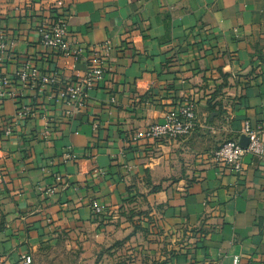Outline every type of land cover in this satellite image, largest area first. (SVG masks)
I'll list each match as a JSON object with an SVG mask.
<instances>
[{"label": "crops", "instance_id": "obj_1", "mask_svg": "<svg viewBox=\"0 0 264 264\" xmlns=\"http://www.w3.org/2000/svg\"><path fill=\"white\" fill-rule=\"evenodd\" d=\"M44 17L65 19L77 55L40 44ZM0 36V89L16 87L0 99L3 260L65 248L93 264H264V161L212 158L245 120L264 140V0H0ZM97 57L107 69L82 108L50 97ZM26 61L59 85L18 86ZM185 103L187 136L130 140Z\"/></svg>", "mask_w": 264, "mask_h": 264}, {"label": "built area", "instance_id": "obj_2", "mask_svg": "<svg viewBox=\"0 0 264 264\" xmlns=\"http://www.w3.org/2000/svg\"><path fill=\"white\" fill-rule=\"evenodd\" d=\"M37 32L39 34L40 44L50 50L60 52L64 57L77 55L79 51L73 49L68 39L67 23L64 18H46L44 17L36 24ZM6 48L5 43L0 36V51ZM103 53L109 50L108 42H104L99 46ZM107 69V65L101 57L93 60V63L87 68L84 75L74 83L59 86L55 93L50 94L51 98L55 100L64 101L66 104L72 105L76 109L84 106L83 92L94 86L95 82L103 76ZM16 79L18 86L27 88L31 82L40 84L41 87L58 84V77L56 72L45 74L41 72L35 64L30 61L23 63L17 70ZM3 84L9 83V80H2ZM16 94V87L12 89H0V99L11 97L14 98ZM30 106L27 102L21 103L13 116V120L4 129V135L9 136L12 129L19 124L24 118L31 114ZM195 113L191 103L183 104L177 112H169L163 116L160 121L148 125L144 130H139L130 136L131 141L140 139L159 140L167 139L173 140L181 136H187L194 126ZM240 131L242 135L247 137L248 142L246 146L239 144L237 140H226L222 142L213 152V161L220 162L227 165L234 172H239L242 166L243 157L247 154L252 155L264 161V140L261 138V132L253 128L248 121H243ZM50 128L47 123L41 132V136L47 140L50 137ZM67 156H69L67 154ZM126 167V166H125ZM130 169L129 166L126 167ZM55 184L62 182L60 175L55 176ZM55 185H52L46 190L47 194H51L55 190ZM92 210L95 214H100L102 208L96 202H92ZM237 258H235L236 262ZM0 264H10L0 257ZM18 264H31L30 255H22Z\"/></svg>", "mask_w": 264, "mask_h": 264}, {"label": "rangeland", "instance_id": "obj_3", "mask_svg": "<svg viewBox=\"0 0 264 264\" xmlns=\"http://www.w3.org/2000/svg\"><path fill=\"white\" fill-rule=\"evenodd\" d=\"M155 243V242H154ZM154 246V245H153ZM77 251V250H76ZM82 255L68 251L65 248H58L47 257L45 264H93V261L86 262L87 260Z\"/></svg>", "mask_w": 264, "mask_h": 264}, {"label": "water", "instance_id": "obj_4", "mask_svg": "<svg viewBox=\"0 0 264 264\" xmlns=\"http://www.w3.org/2000/svg\"><path fill=\"white\" fill-rule=\"evenodd\" d=\"M247 142H248L247 137H245L244 135H242L240 137V139H239V144H241L242 146H246Z\"/></svg>", "mask_w": 264, "mask_h": 264}]
</instances>
